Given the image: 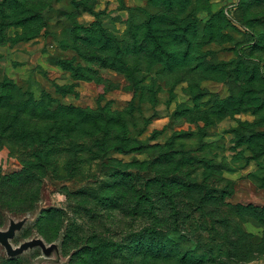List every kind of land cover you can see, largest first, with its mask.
Segmentation results:
<instances>
[{
    "label": "rangeland",
    "instance_id": "rangeland-1",
    "mask_svg": "<svg viewBox=\"0 0 264 264\" xmlns=\"http://www.w3.org/2000/svg\"><path fill=\"white\" fill-rule=\"evenodd\" d=\"M2 1L9 23L0 38V81L105 111L109 117L90 129L105 136L108 157L124 174L176 172L227 186L232 203L258 206L244 227L264 241V0ZM119 142L127 149L112 148ZM160 153L171 158L167 166L138 170ZM20 166L0 148L3 173ZM99 170L73 181L48 176L30 211H4L0 230L13 227L12 248L24 247L9 255L0 242V264H69L65 226L75 220L88 233L98 222L91 205L77 208L68 191L101 179ZM99 180L91 188L115 194L112 180L104 187ZM51 207L64 211L62 223H39ZM104 216V233L133 225L124 212ZM246 264H264V256Z\"/></svg>",
    "mask_w": 264,
    "mask_h": 264
},
{
    "label": "trees",
    "instance_id": "trees-1",
    "mask_svg": "<svg viewBox=\"0 0 264 264\" xmlns=\"http://www.w3.org/2000/svg\"><path fill=\"white\" fill-rule=\"evenodd\" d=\"M4 5L6 1L0 2V38L9 23ZM102 111L63 104L44 90L37 97L9 78L0 81V148L7 147L21 164L17 170H0V215L30 211L48 176L73 181L86 174L94 177L100 168L101 179H88L81 189L68 191L77 208L91 205L96 213L88 212L98 222L88 233L75 220L65 226L61 247L65 254L73 250L69 264H246L264 256V241L244 227L246 215L258 206L232 203L228 187L211 186L206 177L200 181L193 174L159 171L143 178L124 174L122 164L108 157L111 148L105 147V136L99 138L90 129L109 117ZM127 145L119 142L112 148L125 150ZM98 146L101 152L95 150ZM170 161L160 153L138 170L156 171ZM129 168L137 171L133 165ZM108 178L115 194L91 188L99 179L100 186H107ZM91 202L102 204L95 207L104 213ZM114 211L129 215L133 225L104 233V215ZM63 212L51 207L42 212L39 223L60 224Z\"/></svg>",
    "mask_w": 264,
    "mask_h": 264
},
{
    "label": "water",
    "instance_id": "water-1",
    "mask_svg": "<svg viewBox=\"0 0 264 264\" xmlns=\"http://www.w3.org/2000/svg\"><path fill=\"white\" fill-rule=\"evenodd\" d=\"M13 229H14L13 227H10L8 231L0 230V242L6 247L9 255H13L16 252L21 251L22 247H24V246H21L17 249L12 248L10 241H9V238H11L14 234Z\"/></svg>",
    "mask_w": 264,
    "mask_h": 264
}]
</instances>
